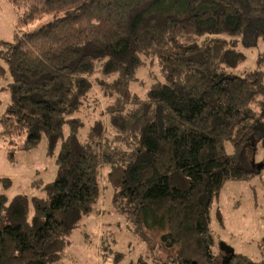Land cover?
<instances>
[{"label":"trees","instance_id":"obj_1","mask_svg":"<svg viewBox=\"0 0 264 264\" xmlns=\"http://www.w3.org/2000/svg\"><path fill=\"white\" fill-rule=\"evenodd\" d=\"M7 1L17 32L0 42V140L46 139L58 171L45 198L0 195V264H57L107 186L133 231L158 242L154 264H216L214 203L226 181L253 176L240 158L264 136V73L233 75L264 0ZM149 66L141 95L132 86ZM85 109L98 118L87 124ZM229 251L222 264H264Z\"/></svg>","mask_w":264,"mask_h":264},{"label":"rangeland","instance_id":"obj_2","mask_svg":"<svg viewBox=\"0 0 264 264\" xmlns=\"http://www.w3.org/2000/svg\"><path fill=\"white\" fill-rule=\"evenodd\" d=\"M53 19L42 18L23 33H31ZM16 23L13 6L7 0H0V42H12L17 32ZM259 31H263L261 36ZM263 34L264 21L251 19L246 32L247 44L242 39L239 44L246 60L233 75L243 76L255 70L264 73ZM149 71L155 73L156 68L149 66L138 71L139 80L132 86L136 93L143 95L150 85ZM8 83L7 64L0 54V120L10 103V95L4 90ZM96 93L103 108L104 100ZM98 114V109L94 112L85 109L79 117L88 124L97 119ZM231 151L229 147L228 152ZM240 166L256 171L247 181H226L212 209L211 231L216 241L215 255L219 256L216 264L224 263L229 250L256 262L264 261V136L245 149ZM57 171L56 158L48 153L46 139L31 149H26L22 142L10 146L0 140V195L9 199L17 195L45 198L44 187L56 179ZM101 239L106 245L110 244L108 253L100 249ZM157 245L158 242H148L145 236L133 231L127 217L114 208L113 189L107 186L103 200L75 229L57 264H139L140 258L154 264L152 256Z\"/></svg>","mask_w":264,"mask_h":264}]
</instances>
